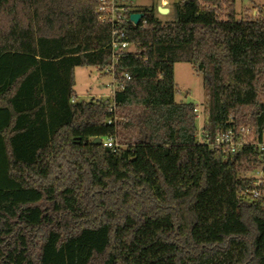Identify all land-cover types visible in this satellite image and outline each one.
Here are the masks:
<instances>
[{
    "label": "trees",
    "instance_id": "16d2710c",
    "mask_svg": "<svg viewBox=\"0 0 264 264\" xmlns=\"http://www.w3.org/2000/svg\"><path fill=\"white\" fill-rule=\"evenodd\" d=\"M97 8L0 0V264H117L116 231L138 227L157 230L174 264H260L264 196L253 198L244 175L261 164L252 147L198 144L195 106L175 102L174 69L203 77L207 129L250 130L261 142L264 10L238 21L235 0H186L168 23L138 10L142 22L122 27L130 51L115 56ZM113 64V99L74 104L75 70L104 75ZM103 139L117 147L94 143ZM197 227L247 233L197 243Z\"/></svg>",
    "mask_w": 264,
    "mask_h": 264
},
{
    "label": "rangeland",
    "instance_id": "374dc122",
    "mask_svg": "<svg viewBox=\"0 0 264 264\" xmlns=\"http://www.w3.org/2000/svg\"><path fill=\"white\" fill-rule=\"evenodd\" d=\"M167 4L169 14L161 15L159 8L162 3ZM179 0H132L133 8L138 10H153L157 19L162 23L174 20L173 7ZM264 10V0H235L237 20L255 19ZM177 104L194 105L198 111L196 127L198 132L208 121L206 114L207 97L204 90V80L188 64H177L174 69ZM74 104L91 103L102 98H108L117 89L111 76L104 75L96 68H78L75 70ZM105 100V99H104ZM143 162L144 170L150 172V153ZM244 177H248L244 175ZM166 232L167 229H160ZM186 229L182 228L180 233ZM197 243H219L224 235L247 233L243 227H197L191 230ZM117 264H174L172 256L174 248L157 239L155 228L138 227L120 228L116 231ZM255 255L264 264V228L257 229L254 243Z\"/></svg>",
    "mask_w": 264,
    "mask_h": 264
},
{
    "label": "built area",
    "instance_id": "2783aa9c",
    "mask_svg": "<svg viewBox=\"0 0 264 264\" xmlns=\"http://www.w3.org/2000/svg\"><path fill=\"white\" fill-rule=\"evenodd\" d=\"M98 8L97 14L99 22L102 25L109 26L112 30V50L117 56L120 53L129 52L130 45L125 41V33L123 28L125 25L132 24L136 26L131 21V16L139 14L138 9L133 8L132 0H97ZM186 0H179L183 2ZM177 3V2H176ZM168 10L167 4L164 2L161 4L159 10ZM169 14V10H168ZM162 15V14H161ZM142 20L140 21V23ZM145 23V22H144ZM116 62V60H115ZM115 64L111 68L105 71V74L112 75L114 73ZM114 84L117 89L113 91V96L115 92L120 88L116 83L115 78L112 76ZM125 81H129L130 77L125 75ZM196 116L198 115L197 109L195 110ZM207 124V123H206ZM206 124L203 129L198 132V144L205 145L212 150L226 149L231 154L235 155L241 153L244 148L252 147L253 151L256 153L257 159L261 164L258 169L251 168L246 174L252 181L255 189L252 192L254 199H259L264 196L262 189H264V137L261 142H256L252 138V133L250 130L241 129L239 132L232 129L222 130L215 128L213 131L207 129ZM101 145L108 149H114L116 144L111 139H103L100 141Z\"/></svg>",
    "mask_w": 264,
    "mask_h": 264
},
{
    "label": "water",
    "instance_id": "95a60500",
    "mask_svg": "<svg viewBox=\"0 0 264 264\" xmlns=\"http://www.w3.org/2000/svg\"><path fill=\"white\" fill-rule=\"evenodd\" d=\"M159 13L162 15H166L168 14V10H159ZM142 15L141 14H135L131 16V21L135 24V25H139L140 21L142 20ZM96 145H101L100 140H96L94 142Z\"/></svg>",
    "mask_w": 264,
    "mask_h": 264
},
{
    "label": "crops",
    "instance_id": "0c3cea01",
    "mask_svg": "<svg viewBox=\"0 0 264 264\" xmlns=\"http://www.w3.org/2000/svg\"><path fill=\"white\" fill-rule=\"evenodd\" d=\"M105 99V101H108V100H112L113 99V93H112V95L111 96H109L108 98H102V99H100V100H104Z\"/></svg>",
    "mask_w": 264,
    "mask_h": 264
}]
</instances>
